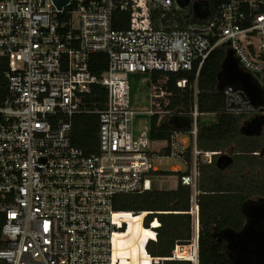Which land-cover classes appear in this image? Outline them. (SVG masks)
<instances>
[{"label":"built area","instance_id":"2783aa9c","mask_svg":"<svg viewBox=\"0 0 264 264\" xmlns=\"http://www.w3.org/2000/svg\"><path fill=\"white\" fill-rule=\"evenodd\" d=\"M184 1L0 0V264H132L120 239L130 233V219L141 218L144 227L154 212L118 211L114 201L150 190L154 162L165 157L182 161L178 180L195 193L187 212L191 237L168 255H153L148 245L161 226L154 219L146 229L153 237L139 241L141 256L146 264H199L200 167L225 152L198 149V78L214 51L231 49L264 93V0ZM98 54L108 58L101 78L91 67ZM194 71V109L159 147L163 155L148 130L136 131L135 119L170 123L184 113L168 109V80L150 81L152 111L134 109L130 76ZM96 84L107 90L102 110L86 100ZM187 84L182 79L177 87ZM222 91L226 114L246 122L264 117V104L255 106L242 90ZM83 114L99 117L98 153L72 144L74 118Z\"/></svg>","mask_w":264,"mask_h":264},{"label":"trees","instance_id":"16d2710c","mask_svg":"<svg viewBox=\"0 0 264 264\" xmlns=\"http://www.w3.org/2000/svg\"><path fill=\"white\" fill-rule=\"evenodd\" d=\"M128 24L125 23L123 28ZM122 27H118L121 29ZM225 51H214L205 62L198 78V111L199 133L198 149L201 151H227L234 153L249 151L253 155L261 153V146L256 142L244 139L241 129L246 122L243 116L228 115L224 112V92L218 90V74L225 59ZM92 72L101 78L108 69V58L98 54L92 57ZM196 72L162 73L155 72L149 75L150 81L168 80L162 88L171 93L169 110L182 112L183 116L174 117L170 123H159V116L150 119L149 136L151 141H169L171 135L178 128L181 120H187L194 109V83ZM187 79L185 89L177 87V82ZM107 90L100 84L92 86V94L86 100L95 105L92 109L102 110L107 103ZM99 117L96 114L77 115L73 121L71 141L73 146L90 155L99 152L98 132ZM167 154V150L163 152ZM255 156V155H254ZM257 156V155H256ZM230 167L232 172L223 171L224 163H218L214 158L211 165H201V176L198 185L196 209L199 224V264H232L228 257V239L234 233L242 230L245 217L242 206L249 199H264V184L260 185L257 176V167L244 165L237 159ZM190 160V155H188ZM249 169L251 172L248 170ZM261 169V168H260ZM155 175L182 176V172H155ZM192 190L179 182L176 190H147L141 194H123L116 196L114 207L124 212H154L141 226V218L130 219V233L120 239L124 258L132 264H146V257H142L139 241L146 237H153L149 225L158 219L161 226L156 229L157 240L149 242L148 251L153 255H168L176 242L187 241L191 237V210ZM157 212H166L158 214ZM134 217V216H133ZM4 216L0 215V249L5 247L2 241L1 228ZM156 226V225H155ZM145 260V261H143ZM166 264H190L189 262H167Z\"/></svg>","mask_w":264,"mask_h":264},{"label":"water","instance_id":"95a60500","mask_svg":"<svg viewBox=\"0 0 264 264\" xmlns=\"http://www.w3.org/2000/svg\"><path fill=\"white\" fill-rule=\"evenodd\" d=\"M59 6L68 2V0H56ZM189 0L181 2L187 5ZM196 14L202 17L199 5L195 6ZM209 14H207V17ZM259 78L260 74L257 73ZM253 76L244 72L239 65L238 59L234 52L229 49L225 53V59L221 65L218 74V90L222 91L225 86H233L242 90L250 98L255 106L264 104V93L258 81L253 80ZM255 127L257 131L251 132ZM247 130L246 136H260L264 131V117L257 118L242 126V133ZM262 154V153H261ZM227 163V166L233 162L230 156H220L218 163ZM242 213L245 217V224L241 231L230 236L227 243L232 253L229 259L232 264H264V199L257 201H247L242 206Z\"/></svg>","mask_w":264,"mask_h":264},{"label":"rangeland","instance_id":"374dc122","mask_svg":"<svg viewBox=\"0 0 264 264\" xmlns=\"http://www.w3.org/2000/svg\"><path fill=\"white\" fill-rule=\"evenodd\" d=\"M130 86H131V98L133 108L140 112H149L152 111V98H151V90L149 88L150 77L149 74H132L130 76ZM150 125V117L148 115H140L135 119V127L141 128L140 130H148ZM245 136V135H244ZM244 139L248 142H256L261 146V150L264 149V134L260 136H245ZM164 142H157V146L163 145ZM227 155L234 154L233 149H228ZM262 153V155H261ZM259 153H255L254 155L249 151H241L238 153L240 157H237L239 161L244 163V165L248 167H252L254 170L255 166L257 167V176L261 178L260 185L264 184V150ZM233 157V156H232ZM217 159V157H215ZM236 160V159H235ZM154 165L157 167L159 171L164 172H172V168L179 167L181 170H185V165L182 161L165 157L158 159L154 162ZM261 168V170H260ZM227 171L232 172L231 168ZM148 183L150 184L149 189H162V190H174L177 187L178 181L174 176L169 177H159V176H149ZM195 200V193L193 192L192 203ZM194 204V203H193ZM148 250V249H147ZM228 255V254H227ZM229 257V255H228Z\"/></svg>","mask_w":264,"mask_h":264},{"label":"crops","instance_id":"0c3cea01","mask_svg":"<svg viewBox=\"0 0 264 264\" xmlns=\"http://www.w3.org/2000/svg\"><path fill=\"white\" fill-rule=\"evenodd\" d=\"M161 123H166V122L164 121V122H161ZM167 123H169V122H167ZM245 123H246V122H245ZM245 123H244V124H245ZM244 124H243V125H244ZM140 129H141V128L136 127V131H139ZM156 142H158V141H156ZM159 142H160V141H159ZM161 142H164V144H165L166 141H161ZM164 144H163V145H164ZM156 145H157V144H156ZM163 145H161V146H163ZM159 147H160V146H158V149L162 150L161 153L164 155L163 151H165V149H163V148L161 149V148H159ZM218 151H223V150H218ZM224 152H225V151H224ZM233 155H234V154H233ZM258 155H259V153L257 154V156H258ZM261 155H262V154H261ZM227 156H230V158H233V157H234V156L232 157V155H230V154H228ZM235 161H236V160H235ZM233 164H234V163H233ZM156 168H157V167H156ZM176 169H179V167H174V168H172V172L177 173V172H175ZM248 170H249V169H247L246 172H247ZM260 170H261V169H260ZM158 171H159V170L157 169V172H158ZM223 171H225V170H223ZM226 171H227V170H226ZM249 171L251 172V170H249ZM256 172H258V170H256ZM155 174H156V173L154 172V173H152L150 176H154V177L158 176V175H155ZM169 176H174V177H176V178H177V181H178V184H179V180H178L179 177H178L177 175H169ZM169 176H163V177H169ZM159 177H162V176L159 175ZM178 184H177V186H178ZM176 189H177V187H176ZM176 189H174V190H176ZM153 190H162V189H153ZM163 191H170V190H163ZM192 194H193V192H192Z\"/></svg>","mask_w":264,"mask_h":264},{"label":"flooded vegetation","instance_id":"af4514ba","mask_svg":"<svg viewBox=\"0 0 264 264\" xmlns=\"http://www.w3.org/2000/svg\"><path fill=\"white\" fill-rule=\"evenodd\" d=\"M246 123H248V122H246ZM245 123V124H246ZM254 131H257V129L255 128V127H253V129L251 130V132H254ZM247 132V130L246 129H244V135H245V133ZM262 134H264V131H263V133ZM246 136V135H245ZM229 154V153H228ZM224 155H227V152H225V154ZM224 155H222V156H224ZM230 155H232V156H234L233 158H231L232 160H233V162L231 163V164H229V165H227V166H223L222 167V170H228L232 165H233V163L235 162V156H237L238 155V153H234V155H233V152H232V154H230ZM219 157L220 156H218L217 157V160L219 159ZM227 163V160L224 162V165ZM261 199H263V197H259V198H257V199H249V200H247V201H257V200H261ZM228 245V244H227ZM229 248V247H228ZM229 251H228V254L230 255L231 253H232V251H231V249L229 248L228 249Z\"/></svg>","mask_w":264,"mask_h":264},{"label":"clouds","instance_id":"9594fccd","mask_svg":"<svg viewBox=\"0 0 264 264\" xmlns=\"http://www.w3.org/2000/svg\"><path fill=\"white\" fill-rule=\"evenodd\" d=\"M182 43H183L182 41L177 40L173 45L175 49H179L181 51V54H183V52H184V48L182 46Z\"/></svg>","mask_w":264,"mask_h":264}]
</instances>
